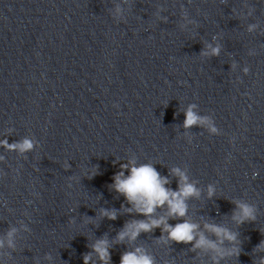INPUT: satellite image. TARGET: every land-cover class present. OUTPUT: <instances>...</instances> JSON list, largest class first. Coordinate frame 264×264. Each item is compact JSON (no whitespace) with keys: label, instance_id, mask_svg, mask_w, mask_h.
<instances>
[{"label":"clouds","instance_id":"clouds-1","mask_svg":"<svg viewBox=\"0 0 264 264\" xmlns=\"http://www.w3.org/2000/svg\"><path fill=\"white\" fill-rule=\"evenodd\" d=\"M251 30V29H250ZM207 49L202 51L204 56H218L220 47H212L207 45ZM195 105L189 106L185 112L184 127L189 128L193 125L203 124L206 118L199 117L193 108ZM212 132H216L215 127H210ZM0 146L9 150L25 153L33 149V142L30 139L14 142L8 145L6 141L0 142ZM98 166L94 167L89 174V178L97 174ZM120 171L113 176V183L110 188L122 195L131 207L125 209L129 214L135 213L142 215L145 219L130 220L125 222L124 228L117 234V241L123 242L126 238L134 241L143 232L148 233L155 228H161L162 233H167V237L161 236V240L167 243L168 240L176 243H194V248L211 249L219 253L221 257L225 255L239 256L240 248L233 246L229 249L221 248L225 240L235 245L237 243V234L231 230L216 224H205L204 227L214 234L219 241L208 239L203 232H198L199 225L183 219L182 222L175 225L169 224V219L184 218L187 215V199L190 197H199L200 192L194 183L189 182V178L184 171L175 167L171 169V174L178 177V186L176 190L166 187L170 183L167 177L161 176L151 163L140 164L137 166L135 160L129 161L127 164H120ZM125 171L129 174L126 176ZM214 188L210 185L208 195L211 198L214 195ZM167 208V214L159 217L155 216L158 208ZM123 207V206H122ZM239 212H234L232 219L238 224L246 221H254L256 219L254 209L244 203H237ZM100 215L110 220L117 218L116 209H101ZM16 229L12 228L7 235L12 237ZM198 236V238H197ZM3 240H0V247H3ZM11 245V240H9ZM93 251L98 255L101 264H111V253L109 251L110 244L106 237L98 239L92 245ZM254 251H264V240L256 246ZM91 253L84 256V264H89ZM120 264H155L154 258L147 255L141 248H136L132 252H124L121 255ZM216 264H219L216 261ZM264 264V259L260 261Z\"/></svg>","mask_w":264,"mask_h":264}]
</instances>
